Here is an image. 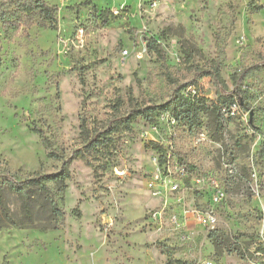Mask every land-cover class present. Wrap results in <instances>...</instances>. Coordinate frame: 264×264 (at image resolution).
I'll list each match as a JSON object with an SVG mask.
<instances>
[{"label": "rangeland", "instance_id": "1", "mask_svg": "<svg viewBox=\"0 0 264 264\" xmlns=\"http://www.w3.org/2000/svg\"><path fill=\"white\" fill-rule=\"evenodd\" d=\"M44 1L58 7L56 29L37 16L0 23V169L56 171L33 129L68 158L81 121L106 126L118 99L122 110L130 96L161 106L190 84L206 105L217 101L210 78L194 82L183 45L194 63L218 60L229 84L248 69L247 108L220 127L208 112L193 128L169 112L136 118L100 152L71 160L57 229L0 228V264H264V0ZM210 210L213 227L196 216ZM213 231L239 239L245 257L217 254Z\"/></svg>", "mask_w": 264, "mask_h": 264}, {"label": "trees", "instance_id": "2", "mask_svg": "<svg viewBox=\"0 0 264 264\" xmlns=\"http://www.w3.org/2000/svg\"><path fill=\"white\" fill-rule=\"evenodd\" d=\"M14 0H0V23L8 28L20 25H29L34 16L35 22L50 29L57 27L56 5H49L44 0H15V7L11 10ZM148 49L154 51L158 57L164 58L160 45L151 39L148 41ZM185 62L192 71L194 82L202 78H210L220 98L206 105L207 99L197 93L192 85H177L173 97L164 105L145 106L133 97H129L127 108L121 99L113 105L114 114L106 126L100 129H90L85 120L80 124L81 146L73 151L71 156L64 158L52 149L48 139L36 128L34 132L40 133L43 138L44 148L49 158L60 161L59 168L54 172L36 171L26 175H20L18 171L9 168L0 169V228L5 227H29L38 229H57L64 221L65 213L59 204V200L66 189V180L69 178V164L75 158H87L92 153L100 152L112 142L113 136L121 131L129 130L132 122L138 118L152 121L156 114L169 112L177 123L193 128L199 124L200 112H208L216 120V127H220V119L223 118L222 106H228L237 102L241 108H247L243 103L242 82L248 69L233 71L230 75V84L221 75L218 60H211L203 65L194 63V54L186 45L182 46ZM187 87V93L183 89ZM186 89V88H185ZM210 237L217 254L235 252L244 258L246 248L242 242L235 238L233 241L220 237L216 231L211 232ZM245 245V243H243ZM246 246V245H245Z\"/></svg>", "mask_w": 264, "mask_h": 264}, {"label": "built area", "instance_id": "3", "mask_svg": "<svg viewBox=\"0 0 264 264\" xmlns=\"http://www.w3.org/2000/svg\"><path fill=\"white\" fill-rule=\"evenodd\" d=\"M239 109H241V106L237 102H233V103L229 104L228 106H222L220 112L222 113L224 118L229 119V118L235 117L238 114ZM172 120L175 121V119L173 117H172ZM201 140H202V137L199 136L197 138L196 142H200ZM228 168H231V166L228 167ZM232 171L233 170H231V172ZM149 185L150 186H154V182H150ZM154 189H155L154 194H158L159 193V189H156V187H154ZM177 189H178V185L177 184H174V185H172L170 187L171 191H175ZM219 195L221 196L222 194L219 193ZM196 216H197L199 221H201L203 223H206L209 226L213 227L215 225V223H216V217H215L214 212L212 210L206 211L204 214L197 213Z\"/></svg>", "mask_w": 264, "mask_h": 264}]
</instances>
